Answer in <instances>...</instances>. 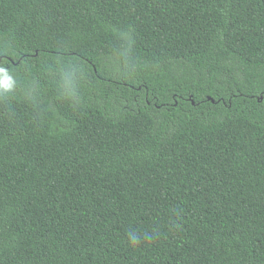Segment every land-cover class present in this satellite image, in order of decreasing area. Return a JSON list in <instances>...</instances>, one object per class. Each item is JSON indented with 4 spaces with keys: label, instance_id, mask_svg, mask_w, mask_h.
<instances>
[{
    "label": "trees",
    "instance_id": "trees-1",
    "mask_svg": "<svg viewBox=\"0 0 264 264\" xmlns=\"http://www.w3.org/2000/svg\"><path fill=\"white\" fill-rule=\"evenodd\" d=\"M0 67V264H264V0H0Z\"/></svg>",
    "mask_w": 264,
    "mask_h": 264
},
{
    "label": "clouds",
    "instance_id": "clouds-1",
    "mask_svg": "<svg viewBox=\"0 0 264 264\" xmlns=\"http://www.w3.org/2000/svg\"><path fill=\"white\" fill-rule=\"evenodd\" d=\"M0 73H4L5 74V77H4V80H3V86L5 89H8L11 87V83L10 81L12 80V78L10 76L7 75V69L3 68V67H0ZM130 236V240L133 242V243H136L138 242V238L135 237L134 235H132L131 233L129 234Z\"/></svg>",
    "mask_w": 264,
    "mask_h": 264
}]
</instances>
